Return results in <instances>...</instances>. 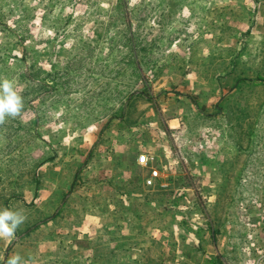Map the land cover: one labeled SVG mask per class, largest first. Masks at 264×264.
<instances>
[{
  "label": "rangeland",
  "instance_id": "1",
  "mask_svg": "<svg viewBox=\"0 0 264 264\" xmlns=\"http://www.w3.org/2000/svg\"><path fill=\"white\" fill-rule=\"evenodd\" d=\"M3 79L0 264H264V0H0Z\"/></svg>",
  "mask_w": 264,
  "mask_h": 264
},
{
  "label": "clouds",
  "instance_id": "2",
  "mask_svg": "<svg viewBox=\"0 0 264 264\" xmlns=\"http://www.w3.org/2000/svg\"><path fill=\"white\" fill-rule=\"evenodd\" d=\"M23 106L21 95L16 91L12 81L0 80V122L6 117H15ZM26 217L19 211L0 209V239L14 237L17 228L24 223ZM22 257L15 254L7 260V264H21Z\"/></svg>",
  "mask_w": 264,
  "mask_h": 264
},
{
  "label": "crops",
  "instance_id": "3",
  "mask_svg": "<svg viewBox=\"0 0 264 264\" xmlns=\"http://www.w3.org/2000/svg\"><path fill=\"white\" fill-rule=\"evenodd\" d=\"M150 180H152L154 182V179H151L150 177ZM118 222L116 220H113L112 223H110L108 225V227H110L109 231L108 232H116V234H118V232L116 231L117 229H120V226H118ZM98 227V226H97ZM102 227V226H101ZM99 228V227H98ZM124 228V227H123ZM121 228V230L123 229ZM99 231V230H97ZM119 245V244H118ZM116 248V246H109V253H112V251H114V249ZM95 249V248H94ZM96 251V250H95ZM94 261H90V264H93ZM103 262V261H102ZM113 262H115L114 259L110 260V261H105L103 263H106V264H112Z\"/></svg>",
  "mask_w": 264,
  "mask_h": 264
},
{
  "label": "built area",
  "instance_id": "4",
  "mask_svg": "<svg viewBox=\"0 0 264 264\" xmlns=\"http://www.w3.org/2000/svg\"><path fill=\"white\" fill-rule=\"evenodd\" d=\"M141 162H147V159H146L145 157H142V158H141ZM151 176H152V178H155V177L157 176V172H156V171H153V172L151 173ZM147 185H151V181H148V182H147Z\"/></svg>",
  "mask_w": 264,
  "mask_h": 264
}]
</instances>
